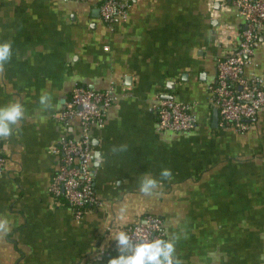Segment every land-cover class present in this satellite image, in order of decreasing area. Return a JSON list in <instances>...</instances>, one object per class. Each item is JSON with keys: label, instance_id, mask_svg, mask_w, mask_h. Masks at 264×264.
<instances>
[{"label": "crops", "instance_id": "1", "mask_svg": "<svg viewBox=\"0 0 264 264\" xmlns=\"http://www.w3.org/2000/svg\"><path fill=\"white\" fill-rule=\"evenodd\" d=\"M100 1L0 0V43L12 45L0 107L24 109L0 139L9 228L0 264H108L116 234L148 214L175 238L182 264H264V106L237 133L212 125L208 101L216 61L234 52L243 26L233 0H122L127 16L111 29ZM244 72L264 79V27ZM75 87L114 96L102 127L90 128L98 203L80 218L49 192L53 147L80 136L77 120L65 128L56 118ZM158 95L192 105L196 129L159 131ZM144 174L159 182L151 196L139 191Z\"/></svg>", "mask_w": 264, "mask_h": 264}, {"label": "built area", "instance_id": "2", "mask_svg": "<svg viewBox=\"0 0 264 264\" xmlns=\"http://www.w3.org/2000/svg\"><path fill=\"white\" fill-rule=\"evenodd\" d=\"M74 1L84 3L89 0ZM232 3L243 26L234 52L216 61L208 101L217 110L221 126L243 133L264 106V79L254 72H244V68L253 63L264 27V0H233ZM129 7L128 1L101 0L98 4L100 20L111 29L114 21L126 18ZM113 102L111 90L99 92L75 87L56 115L57 121L65 128L73 120L80 125L78 138L63 135L53 147L52 153L59 163L49 186L53 201L68 206L76 218L98 203L94 191L90 128L102 127L105 113ZM154 111L156 127L161 132L190 133L197 127L193 106L188 103L158 95ZM4 163L0 148V176ZM122 231L134 240L164 239L162 220L150 214Z\"/></svg>", "mask_w": 264, "mask_h": 264}, {"label": "clouds", "instance_id": "3", "mask_svg": "<svg viewBox=\"0 0 264 264\" xmlns=\"http://www.w3.org/2000/svg\"><path fill=\"white\" fill-rule=\"evenodd\" d=\"M12 57L11 42L0 43V74L4 72L5 64ZM40 103L44 107H51L49 98L46 95L40 97ZM24 118L23 106L16 102L0 107V139H7L13 135V126L17 125ZM162 178L171 176L170 169H163L160 173ZM159 182L144 174L140 180L139 191L145 196H151ZM8 222L0 219V234L8 232ZM118 255L111 258L108 264H182L176 255L175 238L134 240L126 232H118L114 238Z\"/></svg>", "mask_w": 264, "mask_h": 264}, {"label": "water", "instance_id": "4", "mask_svg": "<svg viewBox=\"0 0 264 264\" xmlns=\"http://www.w3.org/2000/svg\"><path fill=\"white\" fill-rule=\"evenodd\" d=\"M217 121H218L217 110L214 109V110H213V115H212V125H213L214 127L217 126Z\"/></svg>", "mask_w": 264, "mask_h": 264}]
</instances>
